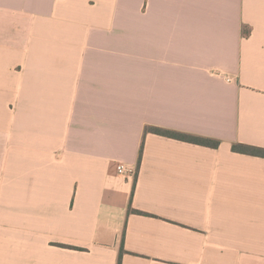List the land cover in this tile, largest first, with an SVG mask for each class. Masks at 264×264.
<instances>
[{
    "label": "crops",
    "instance_id": "obj_1",
    "mask_svg": "<svg viewBox=\"0 0 264 264\" xmlns=\"http://www.w3.org/2000/svg\"><path fill=\"white\" fill-rule=\"evenodd\" d=\"M236 144L264 148V0H0V264H264Z\"/></svg>",
    "mask_w": 264,
    "mask_h": 264
},
{
    "label": "trees",
    "instance_id": "obj_2",
    "mask_svg": "<svg viewBox=\"0 0 264 264\" xmlns=\"http://www.w3.org/2000/svg\"><path fill=\"white\" fill-rule=\"evenodd\" d=\"M149 132L156 133V134H159V135H162L168 138L176 139L179 141L196 144V145H200L204 147L214 148V149H217L220 146V142L217 140L198 137V136L189 135L185 133H179V132L170 131V130L149 127L146 129V134ZM232 148L235 153L264 158V148L254 147V146L245 145V144H236V145H233ZM142 152H143V149L141 150V153Z\"/></svg>",
    "mask_w": 264,
    "mask_h": 264
},
{
    "label": "built area",
    "instance_id": "obj_3",
    "mask_svg": "<svg viewBox=\"0 0 264 264\" xmlns=\"http://www.w3.org/2000/svg\"><path fill=\"white\" fill-rule=\"evenodd\" d=\"M118 172L119 174L126 175L129 171L124 165H119L118 166Z\"/></svg>",
    "mask_w": 264,
    "mask_h": 264
}]
</instances>
